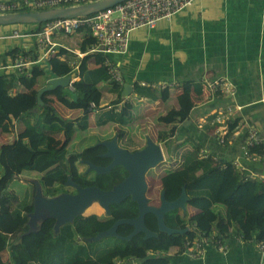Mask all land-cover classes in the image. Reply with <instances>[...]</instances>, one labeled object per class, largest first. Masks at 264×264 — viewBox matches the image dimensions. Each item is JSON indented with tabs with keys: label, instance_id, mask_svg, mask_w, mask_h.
<instances>
[{
	"label": "trees",
	"instance_id": "trees-1",
	"mask_svg": "<svg viewBox=\"0 0 264 264\" xmlns=\"http://www.w3.org/2000/svg\"><path fill=\"white\" fill-rule=\"evenodd\" d=\"M26 11L30 9L22 7L18 10ZM44 24L19 25H26V31L36 32ZM80 30L84 32V37L79 49L87 53L96 43V38L90 28ZM24 45L27 46L26 43ZM26 50L21 46L5 50L0 54V67L13 62L18 52L30 54L34 60L38 58L36 47ZM68 53L66 48L60 47L50 60L34 64L23 74L17 70L0 68V127L9 118L13 120L31 115L35 118L34 123H28L18 133L14 142L4 143L0 147V165L3 169L0 177V264H118V261L124 259H132L138 264H171L168 255L171 249L178 248L179 252L185 253L187 245L200 239L203 233L214 234L211 230L213 226L217 231L215 239L221 236L224 240L223 236L230 234L235 226L243 240L264 245V181L239 171L232 162L223 164L213 155L202 154L196 143L192 144L191 149L180 151L174 162L175 167L161 176V186L167 200L178 198L185 187L188 206L198 209L192 215L181 209L165 214L166 225L176 229L187 228L184 233L169 235L159 232L157 237L144 239V233L140 232L130 240L117 237L90 240L110 228L117 220L138 216V205L130 197L111 205L109 215H97L102 213L103 208L94 202L85 213L95 214L80 215L58 231L54 229V218L46 219L38 229L31 230L29 214L34 210L36 188L32 189L31 195L21 198L10 188L17 176L27 172L38 173L44 195L57 196L69 193L66 190L68 177L83 187L96 185L110 190L128 175L118 165L109 173L94 174L88 178L86 170L80 171L78 166L81 153L72 154L64 146L50 148V136L62 131L68 135L74 134V123L60 115L52 104L38 103V90L44 86L42 79L64 77L72 73L80 75L83 82L92 85L90 90L71 92L68 87H61L60 101L68 108L87 111L90 92L101 82L112 80L106 66V57L102 53L85 54L79 60L78 70L60 58ZM92 58L98 64L95 68H90L88 64ZM113 82L119 87L118 90L122 89L120 83ZM23 87L26 88L21 90ZM134 88L138 95L148 96L152 100L158 98L152 89L137 85ZM177 101L178 110L160 116L159 121L181 122L189 116L193 100L188 87H184ZM127 108H131V105H126V109L112 114L109 119L127 122L124 118ZM234 127L233 123L230 124V129ZM174 131L173 126L167 132H159L157 138L160 140L170 136ZM123 134L121 131L120 136ZM262 145L252 144L249 154H260ZM218 205L224 206V211L218 209ZM145 220L148 228L159 231L154 214L148 213ZM132 231L133 226L129 224H121L117 229L121 236L129 235Z\"/></svg>",
	"mask_w": 264,
	"mask_h": 264
},
{
	"label": "crops",
	"instance_id": "crops-1",
	"mask_svg": "<svg viewBox=\"0 0 264 264\" xmlns=\"http://www.w3.org/2000/svg\"><path fill=\"white\" fill-rule=\"evenodd\" d=\"M83 37L80 30L61 39L66 49L78 56L72 61L68 53L61 57L62 60L72 66L79 64L81 51L73 50L67 44L79 46ZM25 43L33 46L24 39L17 44L13 40L0 41V54ZM112 60L122 72V89L118 90L112 80L101 82L89 94V111L65 106L60 101L61 88L43 95V104H52L60 115L74 123V134L62 131L50 136V148L64 146L70 153L82 155L98 149L101 141L118 137L124 146L137 149L146 144L152 127L159 129L158 133H164L174 126L175 131L170 136L158 140L157 133L154 138L166 153L164 161L167 163L175 162L180 151L191 149L196 143L200 152L205 150L223 164L232 162L243 173L264 176V144L262 152L253 156L255 159L247 158L252 145L249 142L251 129L256 130V139L264 141V0H197L171 21L161 20L154 29L134 30L128 53L112 56ZM88 64L90 68L98 66L94 58ZM203 76L211 81L227 80L234 87V95L204 93L200 82ZM74 78L78 80V87L71 92H88L92 87L83 82L80 75H74ZM49 79L43 78L42 83L46 85ZM126 84L132 87L129 95L123 93ZM186 84L191 85L193 107L185 120L166 123L153 119L155 123L150 120L152 125L142 123V127H138L135 118L142 111L138 106L146 107L159 119L171 110H178L177 98ZM135 85L152 89L157 100L138 95ZM90 102L95 107H91ZM128 104L131 108H127L124 117L127 122L109 119L112 114L126 109ZM229 105L241 108L229 116ZM34 119L33 115L6 119L0 127L1 138L10 121L21 132L28 123H34ZM225 123H233L235 127L221 143L215 127ZM142 130L147 132L142 135ZM121 131L123 136H120ZM104 150L103 147L100 152ZM220 210L224 211V208ZM188 211L192 215L198 209L188 206ZM211 230L217 234L214 226ZM223 237L225 251H220L216 244H208L203 256L193 259L173 248L168 253L171 264H264V252L256 243L243 240L235 226Z\"/></svg>",
	"mask_w": 264,
	"mask_h": 264
},
{
	"label": "built area",
	"instance_id": "built-area-1",
	"mask_svg": "<svg viewBox=\"0 0 264 264\" xmlns=\"http://www.w3.org/2000/svg\"><path fill=\"white\" fill-rule=\"evenodd\" d=\"M93 1L99 0H0V14L18 12L22 7L36 11L77 6ZM196 1L125 0L93 14L46 21L44 26L36 32L21 30L17 25L12 28L0 25V41L13 40L17 43L24 39L32 43L38 50V58L36 60L30 54L17 53L13 62L8 65H2L0 68L8 71L17 70L23 74L32 65L50 60L56 55L58 47L66 48L61 42L62 38L79 32L81 28H90L96 38V43L88 49V53H102L106 57V66L111 79L121 83L123 81L122 72L119 65L112 60V56L127 54L130 47L131 33L139 29H154L161 20L171 21L175 15L188 10ZM21 46L27 49L26 51L34 48L24 44ZM80 55L83 57L85 53ZM200 82L204 93L225 96H233L235 93L234 87L225 79L211 81L207 76H203ZM190 86V84H186L185 87L189 88ZM68 87L71 90L76 89L75 78H71ZM90 106L95 107V104L91 102ZM240 108L241 106L239 105H229L227 109L228 115L232 116L233 112ZM215 132L218 134L220 142L223 143L231 132L230 125L228 123L218 125V127H215ZM249 142L251 144L254 142L264 144V141L256 139V130L254 128L251 129ZM201 152L206 154L205 150ZM247 156L255 159L249 152ZM174 167L175 165L173 164ZM250 176L257 178L256 174H250ZM215 237H217L216 234H203L200 239L187 245L185 253L193 259H198L203 256L205 247L208 244H216L220 251H225L226 247L222 237L219 236V239H215ZM258 246L264 252V245L258 244ZM118 264L138 263L132 259H124L118 261Z\"/></svg>",
	"mask_w": 264,
	"mask_h": 264
},
{
	"label": "water",
	"instance_id": "water-1",
	"mask_svg": "<svg viewBox=\"0 0 264 264\" xmlns=\"http://www.w3.org/2000/svg\"><path fill=\"white\" fill-rule=\"evenodd\" d=\"M125 0H99L85 3L77 6L57 7L41 11H26L17 13L0 14V24H30L41 23L57 18H68L85 16L96 13L109 6L118 4ZM72 75L65 77H54L48 80L47 84L40 88L37 93V101L43 104V94L47 91L57 89L58 87H66ZM131 85H124V94H130ZM100 146L105 151L100 152L99 156L111 159L107 165L97 164L90 159H80L81 163L87 164L86 172L95 171L96 174L109 173L115 166H122L128 175L110 190H104L96 185L83 187L68 177L67 186L74 187L75 193H62L57 196H45L40 183L36 184V192L34 196V210L29 214L31 230L36 227V219L41 217L43 213L56 220L55 230L67 223H72L76 217L85 216V211L93 202L103 207L104 212L109 215L111 213L110 206L119 204L127 198L138 205V216L134 218H121L117 220L110 228L99 232L90 240L96 241L104 237H117L119 239L130 240L140 232L144 233V239L157 237L159 232H165L169 235L176 233H184L185 229L171 228L165 223V214L175 209H181L187 212L188 195L185 187L182 188L181 194L173 201H169L165 197V191L160 194V204H150V198L147 196L148 183L146 181V173L151 167L159 165L164 160V153L161 144L157 143L149 135L146 137V144L138 150L130 151L119 145L118 137L110 140L101 141ZM152 213L156 216L158 222V230L153 231L146 225V215ZM121 224H129L133 226V231L126 236L118 234L117 229Z\"/></svg>",
	"mask_w": 264,
	"mask_h": 264
},
{
	"label": "rangeland",
	"instance_id": "rangeland-1",
	"mask_svg": "<svg viewBox=\"0 0 264 264\" xmlns=\"http://www.w3.org/2000/svg\"><path fill=\"white\" fill-rule=\"evenodd\" d=\"M22 27H25V26H22ZM80 43H79V45H80ZM67 45L73 50L74 49L80 50L79 46L71 47L72 45L71 46H70V44H67ZM68 56L70 57V59L72 61H75V58L78 57L76 52H70V51H69V55ZM138 107L142 109L141 114H139V117L135 118V123L136 122L138 123V127H142V123H148V125H149L150 120H151L152 123H155L153 121V119L155 121H158L157 116L155 114H151V112L149 110H146V107H141V106H138ZM147 113H149V114H147ZM152 123H150V125H152ZM154 127L151 128L152 130L150 131V133L152 132L153 133L152 137L156 138V134L158 133L159 129H154ZM18 132L19 131L17 129V126H14V122L10 121V126H9L8 130L4 133V137L1 138V135H0V140H1L0 143L4 144V143H12V142H14L16 140V138H17ZM144 132H147V130L146 131L142 130L141 134L143 135ZM132 136H134L135 139H136V135L133 134ZM132 141H134V140H132ZM122 143L124 144L123 141H122ZM2 144H0V147H1ZM102 148H103L102 146H98V149H95L94 151H87V152H85L84 154L81 155V158L90 159V160H92L94 162H99V164L107 165L108 163L111 162V159H109V158L108 159H105V158L104 159H100V157L97 156L98 153H100ZM140 148H142V147H140ZM133 150H135V148L131 149V151H133ZM164 155H165V157L167 156L166 153H164ZM239 166L242 167L241 164L240 165L238 164V167ZM86 167L87 166H86L85 163H80V161H79V169H81L80 171H83L84 169H86ZM172 168H173L172 164L167 163L166 161H163L159 165H157L155 167H151L147 171V173H146V181L148 183L147 196L150 198V204H153V205L160 204V192L162 190L161 176L166 171H168V170H170ZM94 173H95V171H90L88 178L93 177ZM2 174H3V169H2V167L0 165V177L2 176ZM40 177L41 176L38 173H34V172L24 173L22 175L17 176L15 178V180H13V182H11V187L10 188L15 190L16 193H18V195L21 198L25 199V197L31 195V193L33 192L34 188H36V184L37 183H40L41 188H42V183L40 182V180H41ZM257 178L259 180H261V181H264V176H262V175H258L257 174ZM66 190L69 191V192H72V193L75 192V189L73 187H70V186H66ZM42 191H43V188H42ZM223 208H224V206L218 205V209H223ZM93 214H95V213H93ZM104 214L105 213H104V210H103L102 213H100L98 215H104ZM85 215H90V214H86L85 213ZM189 215H191V214H189ZM48 218H51V217H49L45 213H43L41 215V217H38L36 219V221H35L36 222V227H34L33 229H35V230L38 229L39 226H41L42 222L45 221ZM55 223H56V220H55ZM54 229H55V226H54Z\"/></svg>",
	"mask_w": 264,
	"mask_h": 264
},
{
	"label": "clouds",
	"instance_id": "clouds-1",
	"mask_svg": "<svg viewBox=\"0 0 264 264\" xmlns=\"http://www.w3.org/2000/svg\"><path fill=\"white\" fill-rule=\"evenodd\" d=\"M43 10H46V9H43ZM30 11H33V10H30ZM36 11H41V10H36ZM10 13H17V12H10ZM4 14H7V13H4ZM0 25H1V24H0ZM15 25H17L21 30L26 31V29H27V28H25L26 25H24V26H25L24 28H21L22 25H19V24H10V25H4V26H9V28H12V27L15 26ZM27 32H28V31H27ZM29 32H32V31H29ZM16 44H17V43H16ZM19 46H21V45L18 44V46H16V47H19ZM16 47H14V48H16ZM21 47H22V46H21ZM33 47H34V46H33ZM14 48H13V49H14ZM59 48H60V47H58L57 51L59 50ZM63 48H64V47H63ZM67 50H68V49H67ZM18 53H20V52H18ZM81 53H82V52H81ZM56 54H57V53H56ZM85 54H88V52L85 53ZM117 56H118V55H117ZM61 57H62V56H60V58H61ZM81 58H82V57H80V59H81ZM7 65H8V64H7ZM78 65H79V64H78ZM78 65H75V66H74V67H75V70H78V68H76V66H78ZM32 66H33V65H32ZM32 66H31V67H32ZM31 67H30V68H31ZM70 75H72L71 78H74V75H75V74L72 73V74H70ZM64 77H65V76H64ZM53 78H54V77H53ZM50 79H51V78H50ZM70 80H71V79H70ZM69 82H70V81H69ZM75 83H76V88H77V87H78V83H77L76 81H75ZM118 83H119V82H118ZM122 83H123V81H122L120 84H122ZM46 84H47V83H46ZM68 84H69V83H68ZM44 86H45V85H44ZM66 87H68V85H67ZM41 88H42V87H41ZM58 88H61V87H58ZM58 88H57V89H58ZM68 89H69V87H68ZM54 90H56V89H54ZM54 90H51V91H54ZM69 90H71V89H69ZM72 91H74V90H72ZM47 92H50V91H47ZM47 92H46V93H47ZM44 94H45V93H44ZM44 94H43V95H44ZM42 99H43V97H42ZM90 103H91V102H90ZM230 130H231V129H230ZM152 134H153V133L151 132L149 136L152 137V136H151ZM147 136H148V135H147ZM152 139H153L154 141H156L153 137H152ZM118 141H119V144L122 143V141H120L119 139H118ZM223 143H224V142H223ZM99 146H100V145H99ZM120 146H121V145H120ZM102 147H103V146H102ZM121 147L127 148V149H129L130 151H131V149H132V148H129V147H127V146H124V144H123ZM138 149H141V148H137V149H135V150H138ZM135 150H133V151H135ZM202 150H203V149H201V151H202ZM201 153H202V152H201ZM202 154H203V153H202ZM206 154H207V153H206ZM206 154H205V155H206ZM207 155H208V154H207ZM80 159H82V158H80ZM163 161H164V160H163ZM163 161H162V162H163ZM95 163H96V162H95ZM170 164H172V165L174 164V165H175L174 162H172V163H170ZM172 169H173V168H172ZM161 191H162V190H161ZM160 194H161V192H160ZM158 205H159V204H158ZM187 211H188V204H187ZM104 213H105V212H104ZM92 214H93V213H92ZM105 214H106V213H105ZM90 215H91V214H90ZM97 215H98V214H97ZM85 216H88V215H85Z\"/></svg>",
	"mask_w": 264,
	"mask_h": 264
},
{
	"label": "flooded vegetation",
	"instance_id": "flooded-vegetation-1",
	"mask_svg": "<svg viewBox=\"0 0 264 264\" xmlns=\"http://www.w3.org/2000/svg\"><path fill=\"white\" fill-rule=\"evenodd\" d=\"M120 145L122 146L123 145V143H120ZM97 156H99V153H98V155ZM100 157V156H99ZM100 159H104L103 157H100ZM105 159H108V158H105ZM94 162V161H93ZM97 164H99V162L97 163ZM103 165V164H102ZM86 166H87V164H86ZM88 168V166L86 167V169ZM86 169H84L83 171H85ZM86 172V171H85ZM87 174H89V172H87ZM94 174H96V173H94ZM76 192V191H75ZM70 193V192H69Z\"/></svg>",
	"mask_w": 264,
	"mask_h": 264
},
{
	"label": "bare ground",
	"instance_id": "bare-ground-1",
	"mask_svg": "<svg viewBox=\"0 0 264 264\" xmlns=\"http://www.w3.org/2000/svg\"><path fill=\"white\" fill-rule=\"evenodd\" d=\"M95 202H98V201H95ZM93 203H94V202H93ZM93 203H92V204H93ZM92 204H91V205H92ZM91 205H90V206H91ZM99 205H100V204H99ZM90 206H89V207H90ZM100 206H101V205H100ZM101 207H102V206H101ZM87 208H88V207H87ZM102 208H103V207H102Z\"/></svg>",
	"mask_w": 264,
	"mask_h": 264
}]
</instances>
